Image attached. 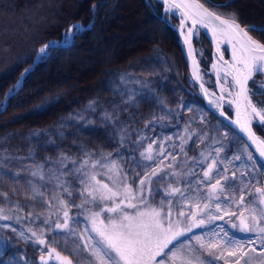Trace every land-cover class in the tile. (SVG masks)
Here are the masks:
<instances>
[{"label": "snow or ice", "instance_id": "obj_1", "mask_svg": "<svg viewBox=\"0 0 264 264\" xmlns=\"http://www.w3.org/2000/svg\"><path fill=\"white\" fill-rule=\"evenodd\" d=\"M156 2L163 7L165 22L169 16L179 15L180 35L194 65L192 79L219 116L231 120L243 137L228 124L223 125V132L210 136L193 128L190 117L183 131L153 138L157 126L170 127L165 121L179 128L182 110L192 112L193 103L181 101V111H175L152 99L162 105L161 114L152 115L143 129H130L120 121L119 113L126 108L103 111L101 119L114 130L116 144L107 154L81 144L78 154L59 150L38 162L35 148L24 156L0 148V222H4L0 223V255L7 254L13 241H23L40 251L39 264H73L54 239L67 234L74 238L75 254L86 264H264V136L254 130L264 133V100L254 99L264 96V79L255 80L258 75L264 77V40L250 35L264 33V26H241L236 13L221 15L212 10L228 4L208 7V0ZM96 8L93 4L92 11ZM201 28L211 33L219 53V60L212 64L218 95L205 87L192 47ZM82 30L80 23L70 24L59 40L39 47L33 63L74 44ZM225 43L231 48L230 61L220 51ZM31 69L32 65L25 68L3 93L0 113L7 111L6 101ZM136 83L144 89L149 81ZM153 91L141 95L128 89L123 103L138 104ZM95 104V100L89 101L87 111L94 113ZM225 104L234 109V119ZM200 112L203 125L206 121L203 110ZM76 117L85 118L80 113ZM10 135L0 139L7 143ZM56 135L65 139L62 131ZM31 137L40 144L39 132ZM237 141L243 148L233 151ZM55 143L45 141L44 150ZM193 145H198V154L189 156ZM19 260L34 264L23 254ZM0 264H18V260L13 257Z\"/></svg>", "mask_w": 264, "mask_h": 264}, {"label": "rangeland", "instance_id": "obj_2", "mask_svg": "<svg viewBox=\"0 0 264 264\" xmlns=\"http://www.w3.org/2000/svg\"><path fill=\"white\" fill-rule=\"evenodd\" d=\"M124 6L126 8L123 9V7L118 11L119 18H116L114 21L115 30L113 31V37L106 40L107 42L105 44L102 43L100 45L99 43L95 45L94 43L96 40L99 41L100 38L94 36L91 39L92 42L89 48L74 51L76 53L65 56L58 63V71L76 74L75 78H77V82L72 84L73 88L71 91L48 95L26 111L20 114H14L2 121L0 124V138L8 136V134L11 135L7 143L0 139V148L7 147L11 154L19 156L26 155L29 148H35L37 153L36 160L38 162L47 155L54 156L59 150L69 152L70 154H78V146L81 144L90 149L102 150L107 154L108 152H113L116 144L115 141L112 140L114 130L110 125L105 126L101 119L103 111H112L113 108H126V111L119 113L120 121L128 125L130 129H143L145 123L151 119L152 115L159 116L161 114L162 105L153 103L152 99L163 101L164 104L175 111H181V109L178 108V104L181 101L193 103L192 112H188L186 109L182 110L183 117L179 121V128L176 127L174 122L165 121V123L170 124V127L161 129L157 126L156 136L153 138L158 137L159 139H163L164 136L173 135L177 133L178 130L183 131L184 124L190 117L194 119L193 128L207 131L210 136H216L217 132H223L225 130L223 128L225 123L220 121L217 116L193 95L191 96L190 92L193 88L190 85L192 83V78L189 71L186 77L189 84L187 89H185V87L180 84V80L178 81L176 74H174L172 67L167 62L159 47H153L149 53L127 65L102 67V65H106L110 61H113V59L116 58L115 56L120 54L121 50L129 52L140 43H144L152 38L159 39L162 35L160 29L155 26L154 22L152 23L147 20V17L143 14L144 12H142V9L139 8L137 4L126 2ZM240 7L244 14L253 16V13L260 10L261 6L257 0H245L240 3ZM72 9V7L68 8L69 12L72 11ZM160 15L161 17L164 16L163 10ZM105 21V18H103L100 27H103ZM116 24H121L122 27L118 28ZM167 24L175 32L172 26L176 27L175 25L178 23L175 25ZM117 30L121 31L118 32ZM198 45L199 47L196 45V48L199 57L201 56L202 49L200 48L201 45ZM96 47H101V50L96 49ZM84 56L89 57V59H85ZM95 66L98 67L95 69ZM99 66L101 69L97 75L96 72ZM122 77L124 78L123 81L121 79ZM56 78H59V76ZM204 78L208 87L216 90L214 78L206 71H204ZM137 80H147L149 83L146 88L141 89V86L136 83ZM261 80L262 78L258 79V83ZM77 85L79 86L77 87ZM128 89H133L141 95L148 93L149 89H153L154 91L149 93L150 98L142 99L140 103L128 106L123 103V101L127 99ZM93 100L96 101V111L94 113L87 111L89 101ZM257 100H263V98H258ZM201 109L203 110L204 119L206 121L203 125L199 123ZM225 109H227V111L232 110L227 104H225ZM40 112H45L48 115V119L44 120L40 125L34 127L27 125L20 126V124L16 122L19 120V115L21 114L25 113L28 115V118H32L33 115H37ZM77 113L84 115L85 118L83 121H80L76 117ZM61 123L69 126L61 128ZM117 127H119V125ZM78 129L85 130L80 131ZM60 131L64 133L65 139H60L56 135V133ZM33 132L40 133L39 145L35 143V137L30 138V134ZM149 134H151L150 131ZM133 135H135V133H133ZM49 139L55 140L56 143L55 146L47 145L48 150L45 151V141ZM73 141L76 143L74 144ZM176 143L178 144L179 141H176ZM209 143H211V141H209ZM242 148L243 144L237 141L235 142L233 151H238ZM197 149L198 145H193V150L189 151L188 155H197ZM168 151H173V149L168 148ZM176 151L178 152L179 149L177 148ZM229 155H231V153H229ZM17 167H19L18 164L12 168V171H16ZM13 199L16 198L13 197ZM76 202L78 203L79 200ZM37 211L44 210L37 209ZM44 214L46 215V212H44ZM9 235H11V233H9ZM54 239L58 242L56 245L58 250L70 255L75 261V264H86V261L75 254V242L73 237L67 234H61L54 237ZM22 254L25 255L28 260L37 264L36 257L40 254V251L25 244L23 241L19 243L13 241L12 247L7 250V254L0 255V260L12 261V258L16 257L18 264H24V261L19 260Z\"/></svg>", "mask_w": 264, "mask_h": 264}, {"label": "trees", "instance_id": "obj_3", "mask_svg": "<svg viewBox=\"0 0 264 264\" xmlns=\"http://www.w3.org/2000/svg\"><path fill=\"white\" fill-rule=\"evenodd\" d=\"M224 1L229 5L227 8L212 9L223 15L236 13L242 24L253 22L258 26L264 25V0H257L261 7L253 13V16L243 13L240 3L245 0H208L206 4L211 7L222 5ZM126 2L137 4L147 20L154 22L162 35L159 39L152 38L140 43L129 52L121 50L113 61L102 67L127 65L149 53L153 47H159L178 81L180 80V84L187 89V67L178 35L161 19L162 5L156 0H151L150 3L146 0H0V99H3V93L14 84L21 72L32 65L35 53L43 43L51 39H60L65 29L74 22H80L83 25L91 23L77 35L74 44L58 48L48 59L34 64L31 71L22 79L15 94L9 97L6 103L7 111L0 113V124L10 116L26 111L48 95L71 91L72 84L77 82L76 74L58 71V63L65 56L76 53L74 51L89 48L94 36L100 38L99 41L96 40L95 45L105 44L106 40L113 37L114 21L119 18L118 11L123 7V9L126 8L124 6ZM93 4L97 5L95 12L92 11ZM70 7L73 9L69 12ZM103 18L106 21L103 27H100ZM175 18L172 16L171 20L177 24V18ZM116 25L118 28L122 27L121 24ZM203 33H200L197 44H200L204 50L201 64L207 68L212 58L211 45ZM252 34L264 40V33ZM96 49L101 50V47ZM84 58L89 59L87 56ZM96 67L98 66L94 68ZM100 69L99 66L97 75ZM56 75L59 78H56ZM190 93L201 101L196 91ZM20 116L28 119L26 114ZM256 131L264 135L258 129Z\"/></svg>", "mask_w": 264, "mask_h": 264}, {"label": "bare ground", "instance_id": "obj_4", "mask_svg": "<svg viewBox=\"0 0 264 264\" xmlns=\"http://www.w3.org/2000/svg\"><path fill=\"white\" fill-rule=\"evenodd\" d=\"M202 2H204L203 0H201ZM226 3V1H224L223 2V4H225ZM206 6H208L207 4H206ZM209 7V6H208ZM212 10H214V9H212ZM215 11V10H214ZM217 12V11H216ZM219 14H221V13H219ZM221 15H223V14H221ZM177 16V18L179 19V15L177 14L176 15ZM179 21V20H178ZM251 23H253V22H250V23H246V24H251ZM255 24V23H254ZM241 25H245V24H242L241 23ZM188 26H191L190 25V23H189V25ZM256 26H258L257 24H256ZM264 26V25H263ZM201 31H205V33L207 34V30L206 29H200L199 30V33H201ZM208 34H210L209 32H208ZM252 34V33H251ZM253 35V34H252ZM254 36V35H253ZM199 37H200V34L198 35V36H195L194 38H193V44H192V47H193V49L195 50V57H196V61H198V55H197V48H196V46H195V41L197 40V39H199ZM255 37V36H254ZM255 38H257V37H255ZM181 39H182V41H183V37L181 36ZM208 39V38H207ZM258 39V38H257ZM56 40H59V39H56ZM209 40V39H208ZM184 44V43H183ZM211 45V44H210ZM186 48H187V46L186 45H184ZM226 46H229V45H227L226 43L225 44H221L220 45V49H222V52L224 53V55H225V57L228 59V61H230L231 60V54H229L228 53V51H227V47ZM229 48H230V46H229ZM211 49H212V45H211ZM231 49V48H230ZM219 60V58H215L214 59V57H213V59L211 60V63H210V66H211V68H212V64L215 62V61H218ZM194 70V65L192 64L190 67H189V73H190V75H191V77H192V71ZM199 71H200V73L202 74V76H203V81H204V83H205V87H207L208 89H209V91L210 92H215L217 95L219 94V90L216 88V90H214V89H211V88H209L208 87V85L206 84V82H205V78H204V74H203V72L201 71V69L199 68ZM213 72V71H212ZM260 78H264V77H261V76H256L255 77V80H256V82L258 83V79H260ZM16 81L17 80H15L14 81V83H16ZM13 85V84H12ZM11 85V86H12ZM260 97H262V98H264V96H257V98H260ZM38 103V102H37ZM35 105V104H34ZM25 114V113H24ZM39 115H33V117L32 118H28V119H26V118H22L20 115H19V120L18 121H16V122H18V124H20V126H30V127H34V126H37V125H40L42 122H44V121H42V120H47L48 119V115L45 113V112H40V113H38ZM27 117H28V115H27ZM255 130V129H254ZM258 134V133H257ZM259 135V134H258Z\"/></svg>", "mask_w": 264, "mask_h": 264}, {"label": "water", "instance_id": "obj_5", "mask_svg": "<svg viewBox=\"0 0 264 264\" xmlns=\"http://www.w3.org/2000/svg\"><path fill=\"white\" fill-rule=\"evenodd\" d=\"M202 2V1H201ZM252 24H254V23H251V24H245V25H241V26H246V25H252ZM254 25H256V24H254ZM173 28H174V30H175V32L179 35V37H180V32H179V30L176 28V27H174V26H172ZM205 32V31H204ZM207 37H208V39H209V41H210V43H211V45H212V53L214 54V55H216L218 58H219V53L217 52V50H216V46L213 44V42H212V36H211V33L210 34H208V32H207ZM250 35H252L251 33H250ZM254 37V36H253ZM181 38V37H180ZM255 38V37H254ZM257 39V38H256ZM227 47V51H228V53L229 54H231V49L229 48V46H226ZM182 49H183V54H184V58H185V60H186V62H187V65L188 66H190V65H192L193 63H192V61L188 58V50H187V48L184 46V44H182ZM220 51L222 52V49H220ZM224 54V53H223ZM224 59L225 60H228L226 57H225V55H224ZM215 79H216V76H215ZM195 84H196V87L198 88V90H199V93H200V95H201V97H202V99H203V101H204V103L208 106V108L216 115V116H218L222 121H224V122H226L228 125H230L241 137H243V133H239V130L238 129H235V126L234 125H231V120H225L223 117H220L219 116V111L214 107V106H212V105H210L209 104V102H208V99L207 98H205L204 96H203V94H202V92H201V89H200V85H199V83H197V82H195ZM235 118V116H234V109H233V119ZM244 139L246 140V137H244ZM252 150L254 151V148H252ZM65 255V254H64ZM37 261L39 262V256H38V258H37ZM73 264H74V262H73Z\"/></svg>", "mask_w": 264, "mask_h": 264}]
</instances>
